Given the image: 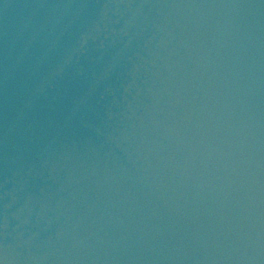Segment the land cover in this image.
I'll return each instance as SVG.
<instances>
[{
	"label": "water",
	"instance_id": "1",
	"mask_svg": "<svg viewBox=\"0 0 264 264\" xmlns=\"http://www.w3.org/2000/svg\"><path fill=\"white\" fill-rule=\"evenodd\" d=\"M0 264H264V0H0Z\"/></svg>",
	"mask_w": 264,
	"mask_h": 264
}]
</instances>
